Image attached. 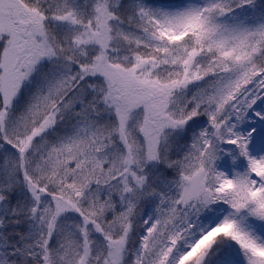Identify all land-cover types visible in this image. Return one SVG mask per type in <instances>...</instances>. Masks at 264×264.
Here are the masks:
<instances>
[{
    "label": "snow or ice",
    "instance_id": "1",
    "mask_svg": "<svg viewBox=\"0 0 264 264\" xmlns=\"http://www.w3.org/2000/svg\"><path fill=\"white\" fill-rule=\"evenodd\" d=\"M0 264H264V0H0Z\"/></svg>",
    "mask_w": 264,
    "mask_h": 264
}]
</instances>
